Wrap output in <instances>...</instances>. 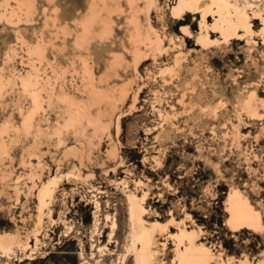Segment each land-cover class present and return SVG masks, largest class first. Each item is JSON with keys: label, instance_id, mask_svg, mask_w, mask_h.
Returning a JSON list of instances; mask_svg holds the SVG:
<instances>
[{"label": "rangeland", "instance_id": "1", "mask_svg": "<svg viewBox=\"0 0 264 264\" xmlns=\"http://www.w3.org/2000/svg\"><path fill=\"white\" fill-rule=\"evenodd\" d=\"M225 1L227 38L179 0H0V264H122L135 203L156 264L191 236L264 264V0ZM235 192L261 227L230 225Z\"/></svg>", "mask_w": 264, "mask_h": 264}, {"label": "bare ground", "instance_id": "2", "mask_svg": "<svg viewBox=\"0 0 264 264\" xmlns=\"http://www.w3.org/2000/svg\"><path fill=\"white\" fill-rule=\"evenodd\" d=\"M230 9V4L225 0H179L178 4L174 7L173 14L176 16H182L187 11L202 12L203 20L206 21V17L209 13H217L220 15V18L216 20L214 26H216V29H220L223 36H226L227 38L236 34L239 28H249L248 17L245 14H241L237 16V19L235 20L230 12ZM34 98L36 100V96ZM7 152L6 144L3 141H0V157L2 158L5 154H7ZM52 193V189L49 188L45 194L46 196H51ZM42 194L43 193H40V196ZM40 198V213L36 223L37 227H40L42 224L43 209L47 206L45 196L42 195ZM228 210L230 213L229 223L235 229H241L243 227L258 228L263 225L260 214L255 211L250 202L247 199H244L238 192L230 195L228 200ZM144 214L145 210L140 204H133L131 207V222L136 234L134 235L131 249L128 251L127 255H124L125 257L122 260V264H127L129 256L133 258L132 264H156L154 261L155 253L152 250L154 230L143 221ZM36 232L37 231H35L34 234L35 238L38 240L39 233ZM189 235L190 234L188 233V236ZM192 237L193 236H191V238ZM191 238H189L190 246L183 252V262L186 264L207 263V261L211 259V255L204 248H196ZM11 245V236H5V238L0 240V248L3 251H9L11 249ZM223 263L224 262L222 261L217 262V264Z\"/></svg>", "mask_w": 264, "mask_h": 264}]
</instances>
